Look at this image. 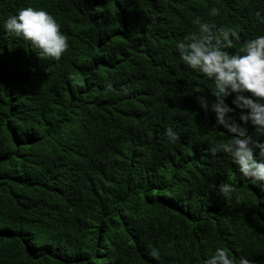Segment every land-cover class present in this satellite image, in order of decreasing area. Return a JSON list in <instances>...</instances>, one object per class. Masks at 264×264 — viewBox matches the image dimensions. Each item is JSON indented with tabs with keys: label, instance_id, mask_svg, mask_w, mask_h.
<instances>
[{
	"label": "trees",
	"instance_id": "16d2710c",
	"mask_svg": "<svg viewBox=\"0 0 264 264\" xmlns=\"http://www.w3.org/2000/svg\"><path fill=\"white\" fill-rule=\"evenodd\" d=\"M29 6L68 36L58 60L3 29ZM258 9L264 0H0V264H203L216 247L264 264V182L246 185L210 152L228 135L198 103L214 101V84L176 49L200 17L239 26L238 51L264 35ZM234 95L228 115L264 141Z\"/></svg>",
	"mask_w": 264,
	"mask_h": 264
},
{
	"label": "clouds",
	"instance_id": "9594fccd",
	"mask_svg": "<svg viewBox=\"0 0 264 264\" xmlns=\"http://www.w3.org/2000/svg\"><path fill=\"white\" fill-rule=\"evenodd\" d=\"M211 17L221 15V8L212 6L208 10ZM256 20L264 24V9L255 12ZM196 32L189 33L176 42L180 61L214 84V101L209 104L206 97H199L202 109L209 108L215 114V124L227 130L226 138L214 141L210 152H223L238 165L245 184L264 182V161L254 156L256 149L264 155V141L253 139L247 128L237 123L232 116L234 109L229 107L225 98L235 94L232 104L241 110L239 119L255 126V134L264 136V35L248 39L238 51L230 52L240 41L239 26H220L195 18ZM3 29L14 37L27 41L37 50L40 57L59 59L69 48L68 36L61 31V24L43 8L31 6L19 9L3 22ZM105 87L111 90V82ZM127 92V89H124ZM165 135L175 143L180 133L167 126ZM219 191L224 195H239L236 186L221 183ZM151 255L159 257V251L152 249ZM203 264H253L246 256L238 260L224 247H216Z\"/></svg>",
	"mask_w": 264,
	"mask_h": 264
}]
</instances>
